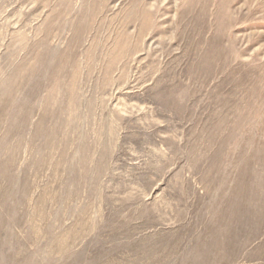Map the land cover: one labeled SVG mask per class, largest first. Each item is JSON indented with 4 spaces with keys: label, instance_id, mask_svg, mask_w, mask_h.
Returning <instances> with one entry per match:
<instances>
[{
    "label": "rangeland",
    "instance_id": "374dc122",
    "mask_svg": "<svg viewBox=\"0 0 264 264\" xmlns=\"http://www.w3.org/2000/svg\"><path fill=\"white\" fill-rule=\"evenodd\" d=\"M0 264H264V0H0Z\"/></svg>",
    "mask_w": 264,
    "mask_h": 264
}]
</instances>
